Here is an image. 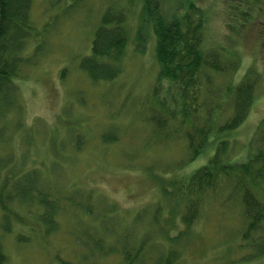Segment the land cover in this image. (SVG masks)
Masks as SVG:
<instances>
[{
    "label": "rangeland",
    "instance_id": "obj_1",
    "mask_svg": "<svg viewBox=\"0 0 264 264\" xmlns=\"http://www.w3.org/2000/svg\"><path fill=\"white\" fill-rule=\"evenodd\" d=\"M143 2L150 10L144 9ZM242 2L255 4L245 10ZM263 2L32 0L30 19L40 31L36 42L42 51L38 64L26 68L25 77L14 80L23 107L22 119L9 144H0V155L10 150L12 172H37L34 188L48 189L53 198H86L89 194L95 205L110 204L115 213L94 219L81 212L78 221L79 212L70 210L55 218L57 231L45 237L41 234L43 209L34 208L28 217L27 207L14 204L5 222L11 231L0 232L4 264H125L120 255L99 258L95 253V257L82 259L76 238L91 242L87 233L95 232L103 219L115 228L116 235L120 234L122 227H131L132 218L143 212L140 226L134 229V243L148 235L162 252L178 253L174 264H264V255L249 259L252 251L243 245L246 221L241 192L233 178L220 180L214 190L203 193L198 217L188 227L180 217L184 202L175 198H183L185 183L208 164L219 142H227V162L245 163L254 153L249 144L264 118ZM190 5L203 14V54L217 51L223 61L231 58L237 62L231 75L208 70L207 79H203L204 88L222 95L221 121L232 113L228 89L247 79L254 82L252 73L257 83L244 121L223 134L212 128L202 153L188 162L181 133L172 134L170 124L161 132L147 121L155 115L161 120L166 117L160 103L168 101L169 87L158 77L156 37L147 19L159 8L166 21L173 20ZM110 6L126 12L128 42L121 72L112 80L92 81L80 62L89 55L94 30ZM140 31L142 35H137ZM34 45L24 55H29ZM6 172L0 173V185ZM9 175L16 183L13 173H8V180ZM251 191L264 201V185ZM151 213L161 215L158 223L152 222ZM16 217L24 222L16 221ZM113 218H118L114 228L110 222ZM172 237L175 239L170 240ZM117 242L121 244L120 239ZM105 243L112 245L114 239L107 238Z\"/></svg>",
    "mask_w": 264,
    "mask_h": 264
},
{
    "label": "trees",
    "instance_id": "obj_2",
    "mask_svg": "<svg viewBox=\"0 0 264 264\" xmlns=\"http://www.w3.org/2000/svg\"><path fill=\"white\" fill-rule=\"evenodd\" d=\"M253 3L242 2L240 6L250 9ZM31 4L32 0H0V144L3 145L9 144L12 131L19 127V121L22 119L23 107L14 80L25 77L26 68L36 66L42 51V45L36 42L40 31L30 19ZM143 7L150 10L146 2H143ZM159 13L163 17H159ZM165 17L166 15L159 8H155L152 17L147 20L156 37L158 77L169 84L168 101L160 103L161 110L166 111V117L161 120V116L155 115L147 121L162 130L161 132H164L170 124L173 126V128L170 126L172 134L181 133V137L186 141L188 161H190L202 153L212 128L223 134L236 129L244 121L253 99L255 83L245 80L235 88L228 89V94L232 95L230 105L232 113L221 121L219 115L224 101H220L219 98L222 95H216V92L208 87L204 88L203 79L206 78L208 70L231 74L236 70L237 62L230 59L223 61L217 51L203 54L201 46L204 18L203 14L192 5L181 15L173 17V20L166 21ZM137 35H142L141 31ZM138 39L140 40V36ZM127 42L126 12L122 8L108 7L94 30L89 55L80 62L81 69L92 81L116 78L121 72ZM31 44L35 45L30 54L24 55L23 52ZM104 139L109 138L104 137ZM253 144L255 151L248 161L241 165H232L227 164L225 160L227 142H219L208 164L197 170L185 183L183 198L174 194L177 200L182 199L184 202L182 210L184 213L182 215L181 212L180 217L183 224L188 227L198 217L199 205L204 198L203 193L214 190L220 180H227L229 173L233 174L234 179L237 178L236 187L242 192L241 204L246 221L242 241L245 248L252 251L248 256L249 259L264 255V201L251 192V188L264 185V120L258 128ZM12 162L13 155L10 150L8 154L0 155V173L7 170L0 185L2 215L0 232L2 233L11 231V226L5 222L9 213H13L14 204L22 209L27 207L25 211L28 217L32 216L34 208L43 209L40 219L43 223L41 234L44 236L55 233L57 231L55 218L70 210L79 212L76 215L78 221L81 212L94 219L115 213V208L110 204L95 205L91 202L89 194L86 198L74 195L53 198L48 189L41 186L34 188L33 180L38 175L37 172L16 175L10 168ZM8 173H13L12 176L16 177L13 181L16 183L10 181V175L8 180ZM144 213L146 212L132 218L130 224L132 226L122 227L123 230L117 235L114 221L115 219L118 221V218L110 221L114 229L109 226V221L103 219L95 232L85 231L91 242L87 243L83 238H76V244L83 255L82 259L87 256L95 257L94 254L97 253L96 256L99 258L120 255L125 264H174L179 257L178 253L174 250L162 252L163 248L155 245L148 235L140 236L139 241L134 243V229L140 226L139 218ZM160 216V214L158 216L152 214V222L158 223ZM168 220L172 221V219ZM16 221H18L17 217ZM155 226L156 224L153 225ZM130 234L131 236L128 237ZM167 236L169 235L167 234L166 238ZM102 238L105 239L104 242L101 241ZM107 238H113L114 244H106ZM118 239L121 240L119 245ZM174 239V237L170 238V240ZM126 241L129 243L124 244ZM5 262L6 256L0 242V264Z\"/></svg>",
    "mask_w": 264,
    "mask_h": 264
}]
</instances>
